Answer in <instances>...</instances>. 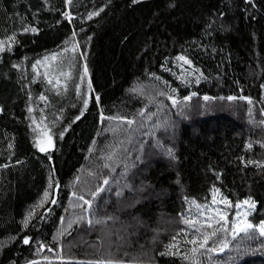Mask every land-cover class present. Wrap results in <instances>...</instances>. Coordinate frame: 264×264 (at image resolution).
I'll return each instance as SVG.
<instances>
[{
    "label": "trees",
    "instance_id": "1",
    "mask_svg": "<svg viewBox=\"0 0 264 264\" xmlns=\"http://www.w3.org/2000/svg\"><path fill=\"white\" fill-rule=\"evenodd\" d=\"M262 222L264 0H0V264H264Z\"/></svg>",
    "mask_w": 264,
    "mask_h": 264
},
{
    "label": "snow or ice",
    "instance_id": "2",
    "mask_svg": "<svg viewBox=\"0 0 264 264\" xmlns=\"http://www.w3.org/2000/svg\"><path fill=\"white\" fill-rule=\"evenodd\" d=\"M85 70H87V69H85ZM97 99H99V97H97ZM205 99H208V97H205ZM228 99H234V97H229ZM41 150H43V149H41ZM244 203L248 204L249 202L245 201ZM253 207H254V205H253ZM256 227H258L260 235L264 236V222H262L261 224H259ZM249 229H254V226L250 223H245V225L243 227H241L239 224H237V225L233 226V233L236 234L238 232H247ZM213 234H215V233H213ZM24 243H28V240L26 239L24 241Z\"/></svg>",
    "mask_w": 264,
    "mask_h": 264
},
{
    "label": "rangeland",
    "instance_id": "3",
    "mask_svg": "<svg viewBox=\"0 0 264 264\" xmlns=\"http://www.w3.org/2000/svg\"><path fill=\"white\" fill-rule=\"evenodd\" d=\"M87 81H88V83H90V79H89V77H87ZM50 144H51V142H50V140L49 139H42L41 141H40V147L42 148V149H46V148H48L49 146H50ZM243 211H244V209H243ZM245 225V223H243L242 225H240L241 227H243Z\"/></svg>",
    "mask_w": 264,
    "mask_h": 264
}]
</instances>
